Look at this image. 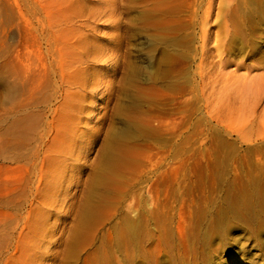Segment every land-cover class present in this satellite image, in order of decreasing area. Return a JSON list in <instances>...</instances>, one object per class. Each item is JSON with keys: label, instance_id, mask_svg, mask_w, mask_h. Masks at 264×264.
<instances>
[{"label": "rangeland", "instance_id": "rangeland-1", "mask_svg": "<svg viewBox=\"0 0 264 264\" xmlns=\"http://www.w3.org/2000/svg\"><path fill=\"white\" fill-rule=\"evenodd\" d=\"M253 193L264 0H0V264L38 245L39 264H131L118 236L141 213L132 264H264Z\"/></svg>", "mask_w": 264, "mask_h": 264}, {"label": "bare ground", "instance_id": "bare-ground-1", "mask_svg": "<svg viewBox=\"0 0 264 264\" xmlns=\"http://www.w3.org/2000/svg\"><path fill=\"white\" fill-rule=\"evenodd\" d=\"M4 79V78H3ZM2 79V81H3ZM2 90L4 92V95L6 97H9L11 94V88L8 84L6 83H2ZM12 86V84H11ZM13 87V86H12ZM62 87V86H61ZM69 89H66L65 94L70 93V87H68ZM13 92V89H12ZM13 94V93H12ZM102 95V94H101ZM136 97H134L133 100H135ZM132 100V101H133ZM87 135V134H86ZM130 132H129V127H127L121 136L124 137H129ZM77 136V135H76ZM77 139H79V137H77ZM118 139V138H117ZM75 147H77V145H75ZM109 148V146L106 148V150ZM76 150V149H75ZM74 150V151H75ZM109 149L105 152L106 154L108 153ZM72 156V158L75 160L77 157L75 155H70ZM87 157V156H86ZM71 160V158H70ZM112 159L111 157H109V155L107 157H105V165L111 164ZM109 166V165H108ZM96 177H98L97 175H95L94 179H93V184H95L96 181ZM99 178V177H98ZM92 186V185H91ZM94 186V185H93ZM68 193V192H67ZM88 193V192H87ZM75 195V194H74ZM91 195V194H90ZM76 196V195H75ZM95 197V196H94ZM90 198V197H89ZM86 199V198H85ZM91 202V201H90ZM87 204V203H86ZM85 207V214L89 213L91 211L89 206H84ZM233 208V207H232ZM238 208L240 210V212L243 214L244 219L248 222V224L254 226L255 224H257V222H260V226L263 225L264 226V204L260 202V200L257 198V194L253 193L250 194L249 199L243 201L242 203H240L238 205ZM75 209V208H74ZM236 212V211H235ZM217 213V212H216ZM221 214V213H220ZM148 214L146 213H141L139 215L136 216L135 219L132 220H128L123 222V230L121 231L120 235L118 236L119 238V243H123V245H125V255L122 256V258L125 261H128L132 264V262H134L136 259H140L141 251L139 249V245L143 246V245H147L148 243V239L147 236L149 234L147 233H143V230L146 228L148 221ZM87 217V216H86ZM217 222L214 224H211V226L207 229L204 230V232L202 233V236L200 238V243L203 244L205 247L209 246L210 243L209 239L211 240L210 235H220L221 237L223 236V230L222 228L224 227L223 224V216H217ZM85 218V217H83ZM81 220V222H83L84 219H79ZM150 220V219H149ZM242 222V221H241ZM254 230V229H253ZM79 230H75V232H73L74 235L78 234ZM152 233V232H151ZM153 234V233H152ZM180 235H182L180 233ZM262 235V234H260ZM153 236V235H152ZM156 236V235H155ZM260 237V236H259ZM160 238V237H159ZM158 238V240H159ZM162 238V237H161ZM262 238V237H261ZM260 238V241H262ZM156 239V238H155ZM264 239V238H263ZM117 240V239H116ZM259 241V242H260ZM116 242V241H115ZM160 242V240H159ZM160 244V243H159ZM156 245V244H155ZM166 246V245H165ZM62 247V245H61ZM158 249V245L156 246ZM120 248V247H119ZM160 248V247H159ZM209 248V247H207ZM40 249L39 245L37 247L33 246V248H27L26 246H22L21 252H20V264H39V258L37 257L34 259V257H32L34 255V251L38 252ZM159 251V249H158ZM162 251V250H161ZM170 251V250H169ZM156 253V251H155ZM105 255V254H104ZM155 255V254H154ZM55 256V255H54ZM49 258V256H47ZM90 257V256H89ZM92 257V256H91ZM99 257V256H98ZM107 258V255L105 256ZM56 259V256L54 257ZM53 258V259H54ZM37 259V260H36ZM97 257L93 258V263L94 260L96 261ZM100 259V257H99ZM109 259V258H107ZM144 260V259H143ZM41 261V260H40ZM106 261V260H105ZM110 261V259L108 260ZM152 261V260H151ZM177 261V260H176ZM117 264H119V261H116ZM145 264H150L147 263L145 261H143ZM106 263V262H105ZM175 263V262H174ZM134 264V263H133ZM203 264H206L205 262Z\"/></svg>", "mask_w": 264, "mask_h": 264}]
</instances>
